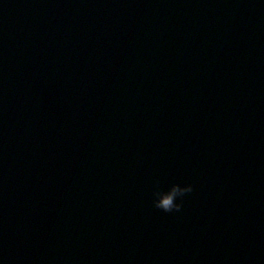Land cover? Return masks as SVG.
Segmentation results:
<instances>
[{
  "label": "water",
  "instance_id": "obj_1",
  "mask_svg": "<svg viewBox=\"0 0 264 264\" xmlns=\"http://www.w3.org/2000/svg\"><path fill=\"white\" fill-rule=\"evenodd\" d=\"M0 264H264V0H0Z\"/></svg>",
  "mask_w": 264,
  "mask_h": 264
},
{
  "label": "clouds",
  "instance_id": "obj_2",
  "mask_svg": "<svg viewBox=\"0 0 264 264\" xmlns=\"http://www.w3.org/2000/svg\"><path fill=\"white\" fill-rule=\"evenodd\" d=\"M192 192L191 184L171 183L166 187H161L157 181L151 192L152 207L164 214L179 213L183 199Z\"/></svg>",
  "mask_w": 264,
  "mask_h": 264
}]
</instances>
